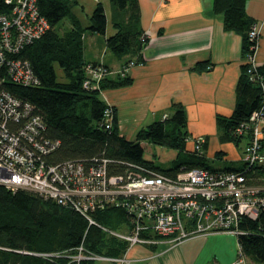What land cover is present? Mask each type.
Instances as JSON below:
<instances>
[{"label":"trees","instance_id":"1","mask_svg":"<svg viewBox=\"0 0 264 264\" xmlns=\"http://www.w3.org/2000/svg\"><path fill=\"white\" fill-rule=\"evenodd\" d=\"M112 23L115 31L106 36L109 50L122 60V67L114 71L107 63L85 58L83 36L87 30L100 34L107 31L105 5L98 0L91 11L90 21L83 24L75 10L78 0H37L38 8L50 23V27L19 52L28 59L39 83L21 84L6 82L7 88L19 97L30 101L35 111L45 122L44 133L59 139L57 149L48 155L50 161L69 158H107L108 167L114 173L138 170L150 173L159 171L174 176L182 167L203 166L209 169H243L244 166L214 168L204 153L188 148V116L185 106L178 101L171 104L167 117L141 126L135 138L120 134L116 109L101 96V90L128 86L134 78L128 70L143 63V49L149 41L141 24L138 0H110ZM247 0H214L212 9L221 15L225 29L234 30L242 36L244 63L236 87V104L231 115L217 114L219 137L237 145L250 133L236 131L240 122L246 120L255 109H264V64L247 60L253 55L257 40L251 39L249 30L254 23L246 10ZM13 3L0 0V13H10ZM68 23L65 25V22ZM62 68V79L55 68ZM103 67L104 75L89 87L84 79L90 77L87 69ZM200 62L198 69L207 67ZM111 106L114 114L111 127L106 128L103 112ZM174 147L178 150L172 166L164 168L154 160L144 157L142 140ZM222 151H218L217 155ZM248 170L254 182L264 181V161L251 165ZM98 223L120 228L128 222L123 208L108 205L93 214ZM238 242L240 255H245L264 264V210L258 218L243 215L240 220ZM78 245L86 250L112 256H121L128 247L126 240L114 237L95 223H89L74 206L59 203L38 192L25 188L12 189L0 183V264H94L93 260L79 262L69 254L76 252ZM63 251V255H45Z\"/></svg>","mask_w":264,"mask_h":264},{"label":"built area","instance_id":"2","mask_svg":"<svg viewBox=\"0 0 264 264\" xmlns=\"http://www.w3.org/2000/svg\"><path fill=\"white\" fill-rule=\"evenodd\" d=\"M10 13H0V183L12 188H25L74 206L89 223H95L108 234L135 243H158L162 239L179 242L196 233L230 231L238 234L243 215L258 218L264 210V181L254 182L251 165L264 161V109L253 110L237 126L239 134L250 133L244 146L243 169H209L203 166L182 167L171 176L150 170L111 172L109 160L69 158L50 161L48 155L60 144L48 137L42 115L34 105L6 86L7 81L21 84L39 83L28 59L20 50L39 38L50 27L41 14L37 0H9ZM249 35L258 41L253 23ZM253 61V55H249ZM255 64V63H254ZM90 77L84 86L96 83L105 72L103 67L87 69ZM167 113L163 118L167 117ZM114 114L106 106L103 120L111 127ZM191 149L200 150L205 137H188ZM108 205L123 208L128 222L120 228L98 223L93 214ZM127 247V248H128ZM63 251L46 253L59 256ZM73 260L114 259L120 256L86 250L78 245L69 254Z\"/></svg>","mask_w":264,"mask_h":264},{"label":"crops","instance_id":"3","mask_svg":"<svg viewBox=\"0 0 264 264\" xmlns=\"http://www.w3.org/2000/svg\"><path fill=\"white\" fill-rule=\"evenodd\" d=\"M97 1L90 4L78 0L76 8L92 11ZM101 1L106 8L107 31L104 38L100 33H84V56L91 55L97 46L102 51L92 54V59L118 71L122 60L107 54L105 42L106 36L115 31L112 8L110 16L105 0ZM138 1L141 24L149 36L143 49L145 61L128 69L134 78L132 84L101 90L104 100L116 109L120 134L133 139L141 126L171 113V104L178 101L186 108L189 137H205L208 159L221 158L223 167H243L247 139L243 138L240 145L221 140L216 121L217 114L231 115L236 104V87L244 63L242 36L225 29L221 15L212 9L214 0ZM246 10L259 33L253 61L264 64V0H247ZM206 61L207 67H196ZM191 145L188 142L189 149ZM218 151H222L219 157ZM239 251L238 237L235 239L233 232L196 233L173 245L164 239L135 243L120 256L123 260L98 259L94 264H262Z\"/></svg>","mask_w":264,"mask_h":264},{"label":"rangeland","instance_id":"4","mask_svg":"<svg viewBox=\"0 0 264 264\" xmlns=\"http://www.w3.org/2000/svg\"><path fill=\"white\" fill-rule=\"evenodd\" d=\"M87 3L94 2V0H86ZM105 4L108 6L109 9V15L111 16V1L110 0H105L104 1ZM75 10L79 13V15L82 18V22L83 24L87 25L90 21L89 15L91 13V11L86 8V9H82L79 10L78 7L75 8ZM68 23V21L65 22V25ZM87 34L91 33V31L87 30L86 31ZM111 34V33H110ZM102 38H104V34H100ZM102 49H96L93 48L91 52V55L89 54H85V57L87 58H92V54L94 53H101ZM105 53V52H103ZM107 54L108 55H114L113 52L111 50H107ZM55 68L58 74V78L62 79V75H63V71L62 68L60 67V65L58 63H55ZM135 138V137H134ZM142 144L144 146V157L150 160H154L158 165L167 168L173 165L174 163V159L176 158L177 154H178V150L174 147H169V146H165V145H161V144H156L153 143L147 139L142 140ZM209 164L214 167V168H220L223 167L225 165V162L221 159V158H210L209 159ZM217 232H230V231H217ZM211 233V232H210ZM206 234V233H205ZM237 234L235 233V239H237ZM169 241L168 239H164ZM170 242V241H169ZM180 242V241H179ZM173 244H176L178 242H170Z\"/></svg>","mask_w":264,"mask_h":264}]
</instances>
